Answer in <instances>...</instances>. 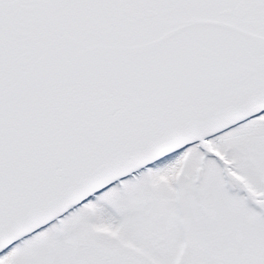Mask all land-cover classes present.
I'll return each mask as SVG.
<instances>
[{"label": "snow or ice", "instance_id": "obj_1", "mask_svg": "<svg viewBox=\"0 0 264 264\" xmlns=\"http://www.w3.org/2000/svg\"><path fill=\"white\" fill-rule=\"evenodd\" d=\"M0 264H264V0H0Z\"/></svg>", "mask_w": 264, "mask_h": 264}]
</instances>
